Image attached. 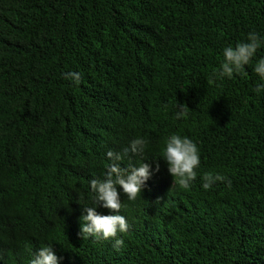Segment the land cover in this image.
I'll return each instance as SVG.
<instances>
[{
  "label": "trees",
  "instance_id": "1",
  "mask_svg": "<svg viewBox=\"0 0 264 264\" xmlns=\"http://www.w3.org/2000/svg\"><path fill=\"white\" fill-rule=\"evenodd\" d=\"M250 32L262 41L252 61L214 78ZM261 58L264 0H0V264L49 245L58 264H264ZM177 103L190 109L179 120ZM173 134L199 149L188 189L163 160ZM136 138L143 153L121 167L144 162L151 176L134 201L117 189L128 231L81 239L83 208L115 214L89 182ZM209 172L231 186L205 190Z\"/></svg>",
  "mask_w": 264,
  "mask_h": 264
},
{
  "label": "clouds",
  "instance_id": "2",
  "mask_svg": "<svg viewBox=\"0 0 264 264\" xmlns=\"http://www.w3.org/2000/svg\"><path fill=\"white\" fill-rule=\"evenodd\" d=\"M261 38L255 32H250L247 36V42L237 43L235 47L228 46L223 49V61L212 76L217 79L233 78L234 74H240L245 65H248L257 50L261 47ZM254 72L264 81V58L259 59ZM65 79H72L79 83L81 76L79 73H66ZM264 90V83L257 85L255 91L259 93ZM177 113L175 119L179 120L187 116L190 110L184 104L177 103ZM165 107H167L165 105ZM146 141L142 138H136L130 143V147L123 149L121 153L109 150L106 155L112 162L106 171L105 179H92L90 183L91 191L95 194L96 205L115 213L114 215H99L96 207H85L82 209L86 213L80 217L81 229L78 236L81 239L94 237L96 240H109L116 238L117 233L128 231L129 225L123 215L118 214L122 207L121 196L118 188L123 190V194L128 200L134 201L141 193L146 181L151 176L150 166L147 163H141L139 166L121 167L120 161L129 153L134 155L142 154ZM163 160L167 163L169 174L175 178L174 182L182 189H188L192 181L197 177L196 169L200 166L199 149L197 145L187 137H181L173 134L165 141L163 150ZM156 171H159V164H156ZM202 187L208 190L216 182H227L231 186V180L223 175L205 173L202 177ZM122 239H115L113 248L117 251L123 246ZM58 257L55 255L51 245L39 249L30 264H58Z\"/></svg>",
  "mask_w": 264,
  "mask_h": 264
}]
</instances>
